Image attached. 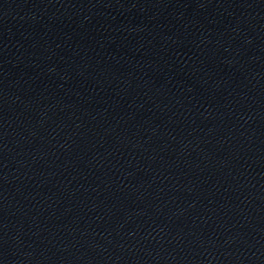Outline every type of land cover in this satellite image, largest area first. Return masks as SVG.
<instances>
[{
	"label": "water",
	"instance_id": "obj_1",
	"mask_svg": "<svg viewBox=\"0 0 264 264\" xmlns=\"http://www.w3.org/2000/svg\"><path fill=\"white\" fill-rule=\"evenodd\" d=\"M0 264H264V0H0Z\"/></svg>",
	"mask_w": 264,
	"mask_h": 264
}]
</instances>
